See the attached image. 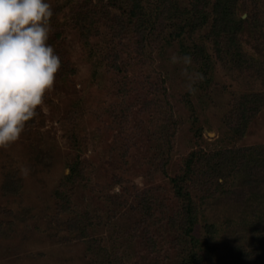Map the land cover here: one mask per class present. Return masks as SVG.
<instances>
[{
  "label": "rangeland",
  "instance_id": "rangeland-1",
  "mask_svg": "<svg viewBox=\"0 0 264 264\" xmlns=\"http://www.w3.org/2000/svg\"><path fill=\"white\" fill-rule=\"evenodd\" d=\"M48 2L0 264H264V0Z\"/></svg>",
  "mask_w": 264,
  "mask_h": 264
},
{
  "label": "clouds",
  "instance_id": "clouds-1",
  "mask_svg": "<svg viewBox=\"0 0 264 264\" xmlns=\"http://www.w3.org/2000/svg\"><path fill=\"white\" fill-rule=\"evenodd\" d=\"M52 15L48 0H0V148L19 139L54 85Z\"/></svg>",
  "mask_w": 264,
  "mask_h": 264
},
{
  "label": "trees",
  "instance_id": "trees-1",
  "mask_svg": "<svg viewBox=\"0 0 264 264\" xmlns=\"http://www.w3.org/2000/svg\"><path fill=\"white\" fill-rule=\"evenodd\" d=\"M241 22L243 21L241 20ZM254 97L257 99V102L260 101V99L264 101V94H256L254 95Z\"/></svg>",
  "mask_w": 264,
  "mask_h": 264
}]
</instances>
